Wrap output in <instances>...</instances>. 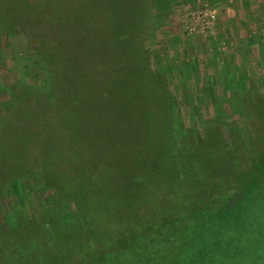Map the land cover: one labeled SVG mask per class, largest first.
Instances as JSON below:
<instances>
[{
    "label": "rangeland",
    "instance_id": "rangeland-1",
    "mask_svg": "<svg viewBox=\"0 0 264 264\" xmlns=\"http://www.w3.org/2000/svg\"><path fill=\"white\" fill-rule=\"evenodd\" d=\"M33 1L35 8L32 0H0V264L107 261L108 239L87 255L90 237L71 227L81 214V176L106 190L90 192L89 212L110 220L116 206L141 204L146 230L180 245L181 259L264 264V54L250 60L237 50L245 79L219 74L230 46L241 44L237 32L253 29L227 21L231 0H49L50 10L42 8L47 0ZM205 12L214 16L209 24ZM57 14L73 20L81 37L75 56L88 74L61 84L84 86L92 100L77 111L59 108V115H84L68 135H50L43 122L59 78L58 36L46 23ZM261 22L254 32L264 44ZM192 57L202 78L188 73ZM211 57L219 67L207 63ZM112 62L125 69L116 72ZM95 105L104 112L94 113ZM125 175L134 183L128 198ZM175 251L165 249L166 263Z\"/></svg>",
    "mask_w": 264,
    "mask_h": 264
},
{
    "label": "trees",
    "instance_id": "trees-1",
    "mask_svg": "<svg viewBox=\"0 0 264 264\" xmlns=\"http://www.w3.org/2000/svg\"><path fill=\"white\" fill-rule=\"evenodd\" d=\"M48 1L49 0H47V2L44 5H42V8H44L45 10L46 9L50 10V8L53 6ZM139 1L140 0H136V2ZM31 3L32 6L35 8L37 6L36 4L38 3V1L34 2L32 0ZM71 7L73 10H75V6H71ZM81 10L84 11L85 7L83 6V8H81L80 6V9L78 11ZM139 13L142 12L137 9V15H139ZM58 15L59 14L54 16V18L56 19L55 21L52 20L46 21L47 19H45V17L42 19L46 21L48 25H53L55 30V36H58L56 38L57 41L55 42V45L52 46V49L55 58L57 60V63L55 65V71L59 75L58 80H56V82L50 86V88H52V90H54L55 93L54 92L52 93L53 101L48 105L47 108L48 115L46 118H44L43 122L46 123L45 124L46 130H48V133L50 135H54V134L59 135L60 133H63L64 135H68L71 131L77 128V127L73 128L72 125H74L77 121L80 123L79 120L82 119L84 115L83 114H81L80 116H77V114L72 115L68 111H66L63 115L62 113L61 115H59V108L61 109V107L69 106L72 107V109L70 110L77 111L78 110L77 108H80L82 106L85 108L86 106H88L87 102L92 100L88 97L87 92H85L86 89L84 86H82V88H76L74 85L62 86L61 84V81L69 82V83L80 81V78H87L88 74L86 73L85 68H83V62H82L83 58H81L80 55L78 57L75 56L76 54L78 55V49H74L73 45L74 47L77 48L80 47L81 45L79 40L81 37H79L80 35L75 34L76 30L72 29L71 27L73 26V20ZM74 23L76 22L74 21ZM119 54L118 52L117 53L114 52L112 54L113 55L112 59L114 58L117 59ZM106 59L109 63H111L109 57H106ZM100 64L104 65L102 63ZM120 64H121L120 67L121 69L123 68L124 63H120ZM120 64H117V62L116 63L112 62L111 68L115 69V71L117 72L118 66ZM136 68L138 69L137 64H136ZM125 81H126L125 78L120 77V82L118 83V85L122 87L125 86L124 85ZM68 87L69 90H66V88L68 89ZM70 91H76V93L72 94ZM93 112L103 113L104 110L102 111L101 109H99L98 105H95V108H93ZM103 117H99L100 123L104 121ZM79 125H83V124L80 123ZM52 126L53 129L51 131L50 129H47V127H52ZM88 178L89 177L81 176L78 178L81 181L78 184L76 183L77 186L80 188L77 191L79 192V196L77 199L81 204L80 207L78 206V213L81 214L74 216L75 222L73 226H71V227L81 226V228H79L78 230L79 233L78 235L81 234V236L86 235L87 237H90V239L84 240L86 244V248L89 249L87 251L88 252L87 255H90L93 252H95V248L91 244H94L96 249H98L99 247L101 248L100 241L102 239H108L109 242L107 244H109L110 250L108 251L107 254V261L104 264H203V262L198 263L199 261L198 262L192 261L190 260L191 258L187 259L185 257V259H181L180 257H178L177 255L180 253L179 252L180 245L177 246L175 242H167V243H163V241L158 242V239H160L161 236L164 237L163 235L165 234L159 231L158 229L146 230L147 224L141 223V220L147 219L149 214H146L145 212L143 213L141 209H139V207H141V204L135 207V209H133V204L129 202L120 206H116L118 208L117 209L118 213L113 215L110 218V220L108 219V217L106 218L104 214L102 215V213L96 214L98 212L96 210H94L93 212H89L88 209L90 208L88 206L90 202L86 201V198L88 195H90V192L98 189V192L100 190L102 191L100 194H102L106 190L103 187L100 188V186H98L97 184L98 182L97 183L93 182V180L90 181ZM123 178L124 179L120 178L121 180L119 178L115 179L114 184L116 183L119 184V180H120L122 188L125 189L126 191L124 197L128 198V196L133 194L132 193L133 185H134V183H132L133 178L127 175L123 176ZM112 183H113V179H112ZM109 198L111 203H115L117 200L115 197V193L114 194L112 193L111 196H109ZM123 210H125V212H122ZM119 214L124 216L126 219L120 220L122 216L119 217ZM190 226H191V222H189L185 226H183L182 224L180 226L178 225L177 228H179L180 230L183 229L185 230L190 228ZM179 229H177V231H179ZM192 229L193 228H191V230ZM191 230H189V232ZM177 231L172 233L173 239L176 238V236L178 235ZM182 236H187V234L184 233L183 235H180V237ZM116 245H118L119 248H117ZM167 248L170 249V252H172L173 250L177 251V252L175 251L176 254L175 258L170 260L169 263H166V261L170 257L169 255L170 252L168 254L164 253L165 249Z\"/></svg>",
    "mask_w": 264,
    "mask_h": 264
},
{
    "label": "crops",
    "instance_id": "crops-1",
    "mask_svg": "<svg viewBox=\"0 0 264 264\" xmlns=\"http://www.w3.org/2000/svg\"><path fill=\"white\" fill-rule=\"evenodd\" d=\"M230 5H231V8L226 9L227 21L228 22H232V21L250 22V25L252 26L251 28H253L252 29L253 31L249 30V31L242 32L240 30L239 32H237L238 35L237 34L236 35L239 36L238 40L241 42V44H236V45L233 44V46H230L231 47V50L229 52L230 54H228V56L225 59L226 61L225 63H227L224 67L227 69L225 74L223 73L224 71L223 72L220 71V68H217V69H218L219 74L222 76L228 77L227 78L228 80L235 79V78L245 79L244 76H241L242 74H240L239 73L240 71H238L237 69L239 64H242V60L241 58L237 56L236 53H237V50H239V51L245 52L247 55H250L252 57V58L251 57L249 58L250 60L259 59V61L260 60L262 61L260 54L261 53L264 54V44H260V40L258 39L259 35L254 32V30H256V27L254 25L257 26L259 22H260L259 23L260 25L262 24L261 21H263L264 19V0H231ZM234 5H236L235 7L236 9L234 8ZM221 21L222 19L220 17L219 22H220V25L222 26L223 22ZM220 36H222L221 39L225 37L223 36L222 33H220ZM255 56L258 57V59H256ZM207 60H208L207 63H210L209 65H213L214 63L216 67H219L218 63L216 62L217 63L216 64L215 61H213L212 57L211 59L207 58ZM189 63L190 65L188 66V68L189 67L190 68H189L188 73H190V75H196L197 77L202 78L200 74H196L197 72L195 69L196 67H199L197 66L199 65V58L192 57ZM241 70L244 72L247 71L246 68H241Z\"/></svg>",
    "mask_w": 264,
    "mask_h": 264
},
{
    "label": "built area",
    "instance_id": "built-area-1",
    "mask_svg": "<svg viewBox=\"0 0 264 264\" xmlns=\"http://www.w3.org/2000/svg\"><path fill=\"white\" fill-rule=\"evenodd\" d=\"M202 15H206V12L204 13V14H202ZM202 18V17H201ZM205 19H206V21L208 22V21H213L214 20V16H204L203 18H202V22H204L205 21ZM208 24H209V22H208ZM199 28H201L202 26H198ZM194 29H196V26L195 27H193V29L191 30V32L192 31H194ZM190 32V33H191Z\"/></svg>",
    "mask_w": 264,
    "mask_h": 264
}]
</instances>
